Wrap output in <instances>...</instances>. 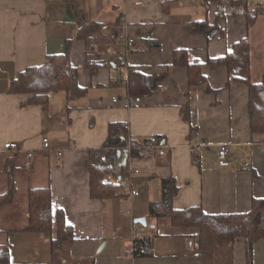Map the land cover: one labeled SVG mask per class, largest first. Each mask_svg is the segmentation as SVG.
Segmentation results:
<instances>
[{"label":"crops","instance_id":"obj_1","mask_svg":"<svg viewBox=\"0 0 264 264\" xmlns=\"http://www.w3.org/2000/svg\"><path fill=\"white\" fill-rule=\"evenodd\" d=\"M246 2L250 10L264 5V0ZM217 11V3L206 10L199 0H0V195L8 188L10 168L16 186L13 201L0 209V246L9 247L11 264L51 261L53 234L27 230L29 190L48 188L52 207L62 210L72 227L74 240L63 264H197L198 230L148 218V204L161 199L163 179L175 181V210L197 206L209 215L240 214L250 211L252 200H264V141L251 139L248 88L234 82L224 67H203L205 82L189 87L186 68L175 64L181 54L189 63L204 64L248 37L251 80L264 77V64L254 72L257 55L264 61V15L247 30L244 17L217 21ZM119 19L120 32L104 49L89 53L83 41L74 40L91 22L100 24L109 39ZM204 20L214 26L206 35L188 32L189 23ZM120 37L135 41L125 57ZM71 39L69 61L79 67L83 97L68 103L65 93H50L44 110L24 105L28 95L7 92L22 70L42 65L49 54H62ZM122 59L126 66L120 68ZM93 61L109 66L91 75ZM130 69L166 78L150 96L132 101L126 91ZM127 100L134 106L124 108ZM187 106L190 123L181 118ZM123 122L136 144L152 136L161 139L165 155L147 151L143 158L128 160V173L138 171L131 176L138 198L127 194L94 201L88 153L104 144L110 123ZM44 136L48 151L42 149ZM8 142L17 143L18 151H4ZM195 142L198 150L190 146ZM223 145L228 146V165L220 167L217 151ZM139 217L150 225L142 232L134 223ZM149 232L156 233L153 258H133L134 236ZM254 245L253 264H264V238ZM216 264H247L243 240L235 241L231 254L220 251Z\"/></svg>","mask_w":264,"mask_h":264},{"label":"trees","instance_id":"obj_2","mask_svg":"<svg viewBox=\"0 0 264 264\" xmlns=\"http://www.w3.org/2000/svg\"><path fill=\"white\" fill-rule=\"evenodd\" d=\"M204 9H209L210 3L218 4L217 21L220 19L244 17L246 27H253L260 16L264 15V5L250 10L246 0H199ZM216 25V24H215ZM214 26L207 20L193 21L188 24V32L194 35H206ZM121 29L120 19L111 29L108 39L101 33V25L91 22L82 26L76 33L74 40L84 42L89 53L98 51L114 43ZM73 39L65 42V51L62 54H49L40 66L28 67L22 70L9 84L7 92L10 94L28 95L24 105H39L47 110L50 93H65L66 101L78 100L86 94V90L78 84L79 67L69 61V48ZM95 51V52H96ZM251 44L248 37L233 44L230 51L220 58H208L206 63H189L184 54L175 63L186 68L188 85L203 84V67L212 70L224 67L234 82L242 83L248 88L247 116H249V130L253 141H264V77L257 83L251 80ZM93 61L89 65L93 75L99 68L107 67ZM109 66V65H108ZM126 91L132 101L143 96H150L166 78V75L147 76L137 69H130L127 73ZM67 110L72 109L69 105ZM189 107L181 109V118L190 123ZM194 130L192 129L191 132ZM107 138L100 148L90 150L87 167L89 173L90 198L94 201L122 199L127 195L119 189L116 180L128 175V166H119V152L130 146L129 159H138L147 156L146 141L134 143L129 136L128 124L110 123L107 129ZM8 188L0 195V209L10 205L15 197L16 186L12 169L7 171ZM111 178L113 180H111ZM161 199L148 204V218L166 220L170 226L178 229L198 230L195 256L197 264H216L220 251L231 254L235 241L242 239L245 245V259L247 264H253L254 244L264 238V200H252V207L247 213L214 215L206 214L201 207L175 210L172 200L177 194L173 178L162 180ZM28 231L36 234H53L51 240V261L49 264H63L67 258V247L74 240L72 227L67 224L62 210L52 207V193L48 188L29 190ZM156 233L135 235L132 240V256L135 259H149L154 256L153 241ZM0 264H11L8 246H0Z\"/></svg>","mask_w":264,"mask_h":264},{"label":"built area","instance_id":"obj_3","mask_svg":"<svg viewBox=\"0 0 264 264\" xmlns=\"http://www.w3.org/2000/svg\"><path fill=\"white\" fill-rule=\"evenodd\" d=\"M121 1H124V0H121ZM105 29H106V27L102 28V30H105ZM118 42L121 44V48L123 51V57H125L129 54L130 49L133 46L135 41H134V39H131V38L120 37ZM119 62L120 63L118 66H120V68L126 66V62H124V59H122ZM117 81H121V79L118 78ZM112 102L117 103L118 100L116 98H113ZM121 105H123L124 108H131L134 106V104L129 100L122 102ZM190 146H192L194 148V150H198L200 148L198 142L190 143ZM145 147H146L147 151H150V152L153 151L160 156L165 155L166 147H164L163 141L156 136H152L151 138H149L146 142ZM49 148H50L49 140L46 136H44L42 138V149L48 151ZM18 149H19L18 144L15 142H8V143L4 144V146H3V150L8 151V152L9 151H18ZM130 149L131 148L129 145L125 147V150H127L128 153H129ZM227 155H228V146L227 145L221 146L219 148V150L217 151V160H218V165L220 167H224V166L228 165ZM58 156H61V153H59ZM31 158H32V154L28 153L27 154V160H30ZM128 160H129V158L127 159V162H128ZM128 163H127V165H128ZM27 164H28V162L25 163V165H27ZM136 174H138V171L136 169H131L126 177H124L123 179H119L117 181L120 191L128 194V196L130 198H138L140 195V192L136 191V189L133 187V182H132V177H131L132 175H136ZM143 229L144 228L140 225L138 232H142Z\"/></svg>","mask_w":264,"mask_h":264},{"label":"water","instance_id":"obj_4","mask_svg":"<svg viewBox=\"0 0 264 264\" xmlns=\"http://www.w3.org/2000/svg\"><path fill=\"white\" fill-rule=\"evenodd\" d=\"M118 156L122 157L121 163H120V167L124 168L125 166H127V159H128V151L124 150L122 153L119 152ZM134 223L136 225H141L142 227L146 228L147 227V220L143 217H139L137 219L134 220ZM153 228V226H152Z\"/></svg>","mask_w":264,"mask_h":264},{"label":"rangeland","instance_id":"obj_5","mask_svg":"<svg viewBox=\"0 0 264 264\" xmlns=\"http://www.w3.org/2000/svg\"><path fill=\"white\" fill-rule=\"evenodd\" d=\"M258 36L260 37V35H258ZM257 59H258V62H257V66L258 67L256 69H254V72H259L260 71V67L264 64V61L262 59H260V55H257ZM135 226H136V229H138L139 226L138 225H135ZM147 227H150V225H148ZM147 227H146V229H147Z\"/></svg>","mask_w":264,"mask_h":264}]
</instances>
